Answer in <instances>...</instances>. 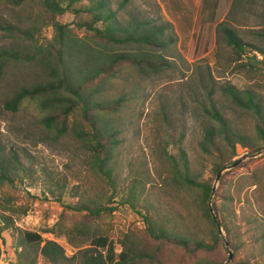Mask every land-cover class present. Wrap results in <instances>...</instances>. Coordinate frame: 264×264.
<instances>
[{
  "label": "trees",
  "instance_id": "trees-1",
  "mask_svg": "<svg viewBox=\"0 0 264 264\" xmlns=\"http://www.w3.org/2000/svg\"><path fill=\"white\" fill-rule=\"evenodd\" d=\"M129 1L124 0L125 3ZM4 2L12 9L36 5L38 12L34 18L24 15L15 22L0 21V32L12 45L10 48L0 47V84L8 70L16 65H35L45 75L37 84L14 89L4 101L5 109L15 114L23 103L34 101L43 112L40 124L49 133L45 141L73 139L84 154L88 169L115 182L119 176L116 172L120 165L117 152L121 145V131L112 116L120 110L122 102L118 99L109 104L100 92L126 66L147 73L167 65L166 52L170 42L163 38L165 29L150 25V21L133 19L123 22L111 8L109 0ZM215 4L217 0H201L195 26L199 17H203L211 7L214 9ZM239 5L240 0H233L229 13ZM68 12L82 19L78 27L86 29L85 37L79 36L70 24L61 22L60 18ZM219 26L237 57L247 56L249 49L264 56V48L246 43L235 28L226 23ZM48 27L53 28L54 36L48 43H40L38 40L43 28ZM258 36L264 39V32ZM249 58V61L239 63L240 66L256 70L252 67V61H258L256 55ZM224 93L242 111L254 116L263 142L251 144L246 135L234 130L212 101L209 106H203L206 115L216 121V125L210 124L203 130L200 142V148L214 158L213 176L209 179H202L199 175L195 177L189 158L183 151L181 161L172 165V182L164 181L163 184L183 194L181 198L188 216L191 220L196 219L194 228L171 226L172 219L164 216L166 213L155 202H148V193L135 185L130 197L123 201L140 215L139 220L144 227L130 228L124 233L119 253L111 235L97 223L104 214L113 213L117 207L102 206L99 199L83 193L85 190L74 189H71L72 194L78 197V201L66 203L64 197L69 189L66 183L50 186L49 192L65 210L84 213L80 220L66 224L61 217L53 227L42 232L19 229L10 213L27 214L28 209L21 211L14 202L15 195L4 187L10 188L19 178L27 176L28 170L18 152L7 151L0 144V264L6 260L4 234L8 231L15 237L17 257L15 262L7 264H38L40 259L48 264H224L229 251L224 258L218 254L224 241L209 208L215 179L224 167L241 158L238 145L256 153L264 149L263 97L255 90L231 85L224 88ZM227 175L221 177L212 199L218 221L234 249V258L243 254L239 264H264V219L259 213L264 210V202L258 201L257 196L259 189L264 187V180L260 174L242 176L239 180L241 185L233 193ZM245 184H258L261 188L243 198L241 194ZM242 201L244 205L238 214L236 202ZM192 206L200 212L195 217L191 212ZM203 222L207 227L202 229ZM47 233L67 237L77 251L72 256L67 255L65 248L56 240L44 238ZM245 234L249 242L243 239Z\"/></svg>",
  "mask_w": 264,
  "mask_h": 264
},
{
  "label": "rangeland",
  "instance_id": "rangeland-1",
  "mask_svg": "<svg viewBox=\"0 0 264 264\" xmlns=\"http://www.w3.org/2000/svg\"><path fill=\"white\" fill-rule=\"evenodd\" d=\"M160 1L130 0L125 3L124 0H109L111 8L123 22L133 19L150 21V25L165 29L163 38L170 42L166 52L169 59L167 65L147 73L126 66L100 92L109 104L118 99L122 102L120 110L112 116L116 127L121 131V145L117 152L120 165L116 172L119 176L113 183L107 177L96 175L88 169L85 156L78 150V144L73 139L45 141L49 133L40 124L43 112L34 101L23 103L20 111L15 114L5 109L4 101L12 95L14 89L23 85L32 86L44 78L41 68L35 65H16L2 79L0 144L7 151L12 149L18 152L28 170L27 176L19 178L10 188L4 187L15 195L14 202L21 207V211L23 208L28 209L27 214L9 212L19 229L42 232L53 227L61 217L66 224L83 217L84 213L65 210L62 203L49 192L48 188L56 187L59 182L69 186L64 197L66 203L78 201L71 189L85 190L83 193L99 199L102 206L120 208L116 213L104 214L97 221L116 242L118 253L122 250L120 239L124 233L130 228L144 227L139 220L140 215L134 213L123 201L130 197L135 185L148 193V202H155L166 213L164 216L172 219L171 226L194 228L196 219L191 220L188 216L189 212L181 198L182 193L163 184L164 181L172 182V165L181 161L183 151L189 158L195 177L199 175L202 179H209L213 176L214 158L200 148V142L203 130L210 124L216 125V121L206 115L203 106H209L212 101L234 130L246 135L251 144L263 142L254 116L233 104L224 93V88L231 85L238 89H252L264 99V56L249 49L247 56L237 57L219 25L226 23L235 28L246 43L264 48V39L258 36L260 32H264V0H240V5L235 7L232 14L229 12L232 10L233 0H217L215 8L211 7L203 17L200 16L196 26V16H185V20L180 22L179 16L168 15L163 10ZM198 2L199 0L197 4ZM193 10L195 9L192 8L191 11ZM37 12L36 5L12 9L4 0H0V21L3 23L15 22L24 15L34 18L37 17ZM60 20L70 24L79 36L85 37L86 29L78 27L82 20L79 16L68 12ZM41 35L38 41L48 43L54 36L53 28H43ZM11 46L0 32V47ZM253 54L258 60L252 61V67L256 70L250 71L249 66L241 67L239 63L249 61V56ZM237 151L239 157L256 153L242 145H238ZM226 173L233 193L241 185L239 180L242 176L260 174L264 180V152L224 174ZM219 184L220 182L218 186ZM258 188H261L258 184H245L241 195L245 198L247 193L251 194ZM234 196L237 198L236 194ZM257 196L258 201L264 202V187L259 189ZM243 205V201L236 202L238 214ZM191 212L194 217L200 213L194 206ZM259 213L260 218L264 219V210ZM197 225L200 226L198 223ZM201 226L202 229L207 227L204 222ZM4 237L7 241L4 246V264L15 262V237L10 231L5 232ZM221 237L224 246L219 248L218 254L224 258L228 253L226 241H230L225 231ZM44 238L56 240L69 256L77 251L65 236L47 233ZM247 238L245 234L243 239L249 242ZM229 249L234 252L231 244ZM241 256L234 258V252L229 264H239ZM38 264L48 263L40 259Z\"/></svg>",
  "mask_w": 264,
  "mask_h": 264
},
{
  "label": "crops",
  "instance_id": "crops-1",
  "mask_svg": "<svg viewBox=\"0 0 264 264\" xmlns=\"http://www.w3.org/2000/svg\"><path fill=\"white\" fill-rule=\"evenodd\" d=\"M163 10L169 15L179 16L180 22L185 16H198L201 0H161ZM195 9L191 11L192 8Z\"/></svg>",
  "mask_w": 264,
  "mask_h": 264
},
{
  "label": "water",
  "instance_id": "water-1",
  "mask_svg": "<svg viewBox=\"0 0 264 264\" xmlns=\"http://www.w3.org/2000/svg\"><path fill=\"white\" fill-rule=\"evenodd\" d=\"M264 151H261V152H257V153H253V154H247V155H244L243 157H241L240 159H238L237 161H235L234 163L232 164H229L227 165L226 167H224L217 175V178H216V182L213 186V192L211 194V197H210V201H209V208H210V211H211V214H212V217L214 219V221L216 222V224L218 225V230H219V234L221 236L224 235V231H223V228L221 226V224L219 223L218 221V218L216 216V212L214 210V207H213V203H212V199L214 197V194H215V191L218 187V183L221 179V177L223 176V174L226 172V171H229V170H232L234 168H236L237 166H239L242 162H244L245 160L247 159H250V158H254V157H257L259 155H261ZM226 246L228 248V251H229V258L228 260L224 263V264H229V262L233 259L234 257V252L229 249L230 247V243L228 241H226Z\"/></svg>",
  "mask_w": 264,
  "mask_h": 264
},
{
  "label": "built area",
  "instance_id": "built-area-1",
  "mask_svg": "<svg viewBox=\"0 0 264 264\" xmlns=\"http://www.w3.org/2000/svg\"><path fill=\"white\" fill-rule=\"evenodd\" d=\"M119 209H120V208H118V209H115V210H114V213H116V211H117V210H119Z\"/></svg>",
  "mask_w": 264,
  "mask_h": 264
}]
</instances>
